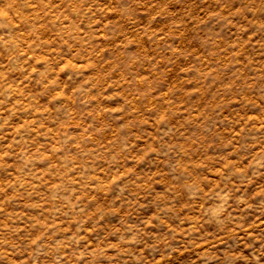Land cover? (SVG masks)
<instances>
[{
  "label": "rangeland",
  "instance_id": "obj_1",
  "mask_svg": "<svg viewBox=\"0 0 264 264\" xmlns=\"http://www.w3.org/2000/svg\"><path fill=\"white\" fill-rule=\"evenodd\" d=\"M0 264H264V0H0Z\"/></svg>",
  "mask_w": 264,
  "mask_h": 264
}]
</instances>
